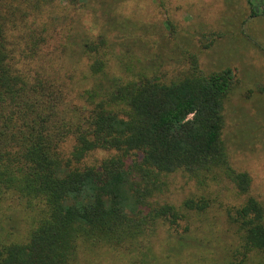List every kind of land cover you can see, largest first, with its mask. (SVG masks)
I'll return each instance as SVG.
<instances>
[{"label":"trees","instance_id":"1","mask_svg":"<svg viewBox=\"0 0 264 264\" xmlns=\"http://www.w3.org/2000/svg\"><path fill=\"white\" fill-rule=\"evenodd\" d=\"M45 7L43 0H0V264H79L81 248L147 264L140 237L159 221L175 228L212 202L203 194L179 207L156 201L175 173L198 187L230 184L243 197L225 210L242 256L223 264L264 253V204L249 195L251 178L231 165L222 138L233 70L204 73L194 58L173 79L144 69L109 76L101 36L81 47L91 81L70 87L35 50L43 31L14 33Z\"/></svg>","mask_w":264,"mask_h":264},{"label":"rangeland","instance_id":"2","mask_svg":"<svg viewBox=\"0 0 264 264\" xmlns=\"http://www.w3.org/2000/svg\"><path fill=\"white\" fill-rule=\"evenodd\" d=\"M43 1L46 9L34 24L33 16L27 18L33 27L14 33L21 31L24 37L30 30L43 31L45 39L35 50H42V63L70 87H86L91 81L81 47L101 36L107 41L100 52L107 54L109 76L127 77L129 69H144L173 79L190 70L194 58L204 73L231 68L235 80L224 102L222 138L231 165L251 178L249 195L264 204V0ZM27 52L32 56L29 48ZM102 155L92 154L88 160ZM167 178L168 187L156 201L179 207L184 199L203 194L212 202L205 212H191L175 228L159 221L150 237H140L148 248L143 257L147 264H223L234 256L241 259L238 233L225 210L243 197L227 183L198 187L179 173ZM24 226L19 220V231ZM106 256L111 254L81 248L79 264H87L88 257H98L89 264H128ZM247 257L248 264H264L262 252L252 251Z\"/></svg>","mask_w":264,"mask_h":264}]
</instances>
